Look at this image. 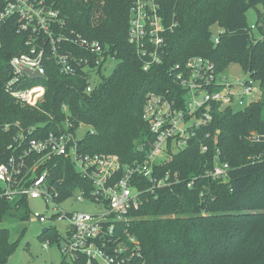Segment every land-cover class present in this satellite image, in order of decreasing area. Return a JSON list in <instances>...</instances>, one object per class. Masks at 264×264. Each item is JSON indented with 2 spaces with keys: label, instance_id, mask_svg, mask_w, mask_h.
I'll list each match as a JSON object with an SVG mask.
<instances>
[{
  "label": "trees",
  "instance_id": "obj_1",
  "mask_svg": "<svg viewBox=\"0 0 264 264\" xmlns=\"http://www.w3.org/2000/svg\"><path fill=\"white\" fill-rule=\"evenodd\" d=\"M156 1L164 19L175 20L177 25L167 35L163 62L144 71L127 41L130 0H47L59 11L67 29L98 39L117 64L101 84L86 92L82 78L65 76L54 62L47 61L45 79L23 83L45 87L37 107L22 104L5 89L12 78L10 59L26 52L27 46L15 18L0 24V163L13 153L8 146L14 144L19 131L26 134L33 127L27 136L42 137L57 131L65 116L74 126L89 127L79 141L82 153L116 154L122 164L141 161L150 138L141 118L145 95L172 87L165 70L192 55L210 58L218 71L237 63L259 83L263 96L243 109L213 108L207 129L215 135L216 144L211 138L204 154L191 144L160 164L159 173L176 172L179 181L142 195L141 204L130 213L133 219L127 232L118 235L126 243L122 264H264V144L248 139L251 131L264 133V34L251 42L245 17L247 9L258 4L264 7V0ZM213 25L222 29L217 43ZM215 146L229 164L226 182L203 175L212 165ZM49 164L48 181L57 187L60 199L90 188L68 159ZM140 184L149 186L146 179ZM19 205L23 212L18 219H28L24 199L11 204L0 197V264L16 244L9 228L1 224L16 216L13 211ZM53 230L57 239L59 234ZM84 261V256L74 260L63 256L58 264Z\"/></svg>",
  "mask_w": 264,
  "mask_h": 264
},
{
  "label": "built area",
  "instance_id": "obj_2",
  "mask_svg": "<svg viewBox=\"0 0 264 264\" xmlns=\"http://www.w3.org/2000/svg\"><path fill=\"white\" fill-rule=\"evenodd\" d=\"M11 18L17 20L18 32L26 37L27 51L10 59L12 78L5 89L22 104L37 107L42 101L45 92L42 84L23 85L27 80L42 79L31 80L24 70L37 71L45 79L47 61L54 62L65 76L82 78L86 92L106 78L104 70L115 60L114 55L103 49L98 39L67 29L59 11L47 0H0V24ZM258 18L248 31L253 43L264 34V12ZM176 25L175 20L166 21L159 13L156 0H130L127 41L134 47L144 71L163 62L167 35ZM254 29L258 36L254 35ZM219 33L213 36L215 43ZM165 77L172 82L171 88L145 95L141 118L150 138L141 161L122 164L116 154L82 153L79 148L82 137L76 134L82 123L74 126L68 116L57 131L42 137L27 136L33 127L26 134L19 131L14 144L8 146L13 153L0 163V197L11 204L24 199L27 205L28 198L53 202L54 213L49 218L55 223L64 222L66 236L60 251L65 258L84 256V264H122L126 243L118 233L127 232L133 219L131 211L141 204L142 195L179 181L176 172L167 170L161 174L158 166L169 160L172 153L191 144L197 145L202 154L209 151L211 138L212 144H216L215 135L211 136L207 129L213 119V108L243 109L259 98V83L249 72L228 79L210 58L201 55L173 63L165 70ZM66 109L63 105L62 110ZM248 139L264 144V133L251 131ZM60 158L68 159L90 185L88 190H75L69 197L74 195L76 201L98 205L96 212L59 208L64 199H60L59 190L48 181V176L50 165H55L49 162ZM228 171V162L215 146L212 165L204 169L203 175L226 182ZM142 179L148 180V187L140 184ZM38 219L45 222L47 218L40 214ZM128 240L134 242L132 236ZM47 244L48 241L43 246L46 248Z\"/></svg>",
  "mask_w": 264,
  "mask_h": 264
},
{
  "label": "rangeland",
  "instance_id": "obj_3",
  "mask_svg": "<svg viewBox=\"0 0 264 264\" xmlns=\"http://www.w3.org/2000/svg\"><path fill=\"white\" fill-rule=\"evenodd\" d=\"M263 12L264 7L261 4L247 9L245 11L247 24L249 26L256 25L257 14L259 15V13ZM211 31L213 36H216L221 31V28L213 25ZM253 32L255 36H258L256 29ZM116 64L117 61L114 60L106 67L104 70L106 77L112 73ZM224 75L228 79L242 77L244 76V70L239 64L233 63L224 70ZM262 96V92L259 89L258 99ZM88 129L87 125L81 124L76 132L78 138L82 137ZM58 206L64 211L96 212L100 208L98 205L88 201H76L74 195L59 202ZM53 207V202H45L42 198H28V219L23 221L18 219V215L23 212V208L20 207L13 211L16 216L10 217L1 224V226L9 228L11 241H16L14 250L7 256L3 264H58L60 262L63 258L60 246L64 243L66 230L64 222L55 223L49 218L54 213ZM40 214H44L47 218L45 222L39 221L38 216ZM53 226L59 232L57 239L53 236L56 235ZM44 227H50L51 229L42 236L41 229ZM46 241H48V244L45 248L43 243Z\"/></svg>",
  "mask_w": 264,
  "mask_h": 264
},
{
  "label": "water",
  "instance_id": "obj_4",
  "mask_svg": "<svg viewBox=\"0 0 264 264\" xmlns=\"http://www.w3.org/2000/svg\"><path fill=\"white\" fill-rule=\"evenodd\" d=\"M24 73L29 77V79L34 80V79H44V76L42 74H39L37 71H31L29 69H25ZM48 228L44 227L41 229V232L46 231Z\"/></svg>",
  "mask_w": 264,
  "mask_h": 264
}]
</instances>
